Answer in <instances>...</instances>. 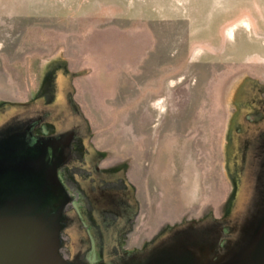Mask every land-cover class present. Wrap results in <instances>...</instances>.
<instances>
[{
  "label": "rangeland",
  "instance_id": "rangeland-1",
  "mask_svg": "<svg viewBox=\"0 0 264 264\" xmlns=\"http://www.w3.org/2000/svg\"><path fill=\"white\" fill-rule=\"evenodd\" d=\"M0 29L4 31L0 30V100L7 104L0 120L13 113L15 106L27 103L38 111L44 98L52 106L51 117L61 120L58 129L68 131L79 121L78 134L86 137L85 158L77 160L70 176L64 178L66 214L78 226L70 237L71 232L59 234L60 245L65 242L77 250L82 264H120L138 257L140 244H149L148 239L159 229L162 235L152 243L162 250L213 227L218 232L217 251L228 249L237 240L246 223L242 219L245 209L239 190L232 189L234 174L228 166L230 160L222 155V143L233 130H227V122L254 118L252 110L233 111L220 95L229 73L264 74V0H0ZM130 58L139 63L138 75L148 73L144 80L123 73ZM98 59L112 69L110 78L101 75L100 79L93 72L92 64ZM207 66H214L212 72L218 73L208 86ZM161 77L165 88L166 82L171 85L172 96L162 97L166 92L153 90ZM259 83L264 91V78ZM146 88L152 89L147 95ZM59 100L64 107L56 106ZM142 101L150 112L142 118L148 123V143L139 139L138 124L125 121L127 112H132V122L139 120L133 109ZM172 118L179 119L178 135L167 129L157 140L161 124L149 126L156 119ZM189 121L193 122L188 126ZM55 133L47 135L44 147L55 140ZM146 144L147 189L138 195L135 191L119 194L137 217L122 229V248L116 251L109 246L110 253L101 252L106 245L102 234L106 225L97 216L115 215L118 223L123 220L118 206L101 203L95 206L99 212L93 209L90 216L83 195L92 200L108 192L102 190L109 188L102 183L113 182L109 176H93L92 172H110L111 158L125 155L123 160L130 161L125 147L133 148L132 154L144 153ZM159 146H163L164 156L156 164ZM10 147L0 145V164L30 167L43 158L42 149L34 160L11 155L1 159L4 151L12 152ZM119 174L129 181L125 171ZM162 181L167 189L162 188ZM65 219L63 215L62 229ZM117 224L109 234L117 232Z\"/></svg>",
  "mask_w": 264,
  "mask_h": 264
},
{
  "label": "flooded vegetation",
  "instance_id": "flooded-vegetation-1",
  "mask_svg": "<svg viewBox=\"0 0 264 264\" xmlns=\"http://www.w3.org/2000/svg\"><path fill=\"white\" fill-rule=\"evenodd\" d=\"M0 30L3 31L2 29ZM205 70H207V74H205L207 76L206 85L208 86L212 82L211 77L217 76L218 73L212 72L213 70H216L214 66H207L205 67ZM147 74L148 73L146 72H141L138 75L140 76L139 80H144V77H146ZM227 75H229V78H231V80H229L228 78L223 84L225 90L224 93L222 92L223 95H220L222 97V101L226 106L227 103H230V107L232 108V110L236 111L237 113H242L244 112V110H252L254 118L252 120H246L243 117L242 119L236 120L234 122H227V130L230 128H232L233 130L230 131V133L227 132L226 137L224 138L222 143L224 150V153L222 155L224 158H226V160H230L228 161V166L234 174L233 180L235 184H233L234 186H232V189H234V187L238 189L240 192V199L243 198L242 209H245V212L242 219L244 223H247L252 215H254L256 212L260 214L259 212H262V209H264V95H262L264 91L261 90L262 83H259L260 79L264 78V74H249L242 71H236L235 73L232 72ZM173 77L175 78L176 76ZM175 79L177 80L178 77H176ZM0 82V87L2 88V78H0ZM192 84L193 82L191 83V85ZM0 91H2V89ZM41 100L42 106L41 108L39 107L38 111H36L34 106H30V104L27 103L23 106H19L21 107V109L15 106V108H13V113L8 114L0 120V145L7 144L9 146H12L8 148L9 150L12 149V152L8 154L9 151H4L1 159L6 157L8 158V155H11L12 157L16 158L34 160L40 157L39 154H42L41 151L43 149V157L48 156L53 157L55 160H58L56 175L61 186L63 187L65 192L68 193L67 183L65 182L64 178L65 176L66 178L70 176L68 172L71 171V167L76 164L77 160L81 161L85 158L86 148L84 140L86 139V137H84L83 133L78 134L79 121H77L74 128L68 131L63 132L62 129H58L62 127V124H60L61 120H58V117L57 119H55L54 117L52 118L51 116L53 110L50 109L52 108V106H50L51 104H46L44 98H41ZM6 105L7 104L5 102H2L0 100V114L4 112V110L6 109ZM56 106H58V108L64 107L63 100H59ZM146 106L147 105L145 104V102L142 101L141 104L134 107L133 112H136L138 114L139 120L133 122L130 120L132 117V112H127V117H125L127 119L125 120L127 124L135 123L139 125V139H141V142L143 141V143H148V140H151V138L148 137L147 120L142 119L143 113L146 115H150V112H148ZM177 122L179 123V119L177 118H172L163 122H158L156 119L155 123L149 127L152 128L153 126L161 124V126L159 127L160 129H157L158 136L156 137V139L159 140V136L164 132L168 133L169 130H171L173 135H178L179 127ZM192 122L193 121H189L188 126ZM47 129L49 131H47ZM53 132H56L55 135L52 136V139L55 140H52V142L48 144V147H44L46 143L45 139L46 137L48 138L47 135ZM183 132L184 134L190 133L189 131ZM145 140H147V142ZM66 142H68V145L65 148ZM159 142L161 144L162 140H160ZM14 145L15 147H13ZM132 149L133 148L131 147H129L128 149L127 147H125V151L128 150L127 153H129L130 155L128 156L130 161H128L127 163L125 160H123L125 159V155L124 157L122 156V159L118 157L117 159L111 158L109 160L111 166L110 172H98L97 170L92 172L93 176H98V174L100 175L101 173L102 175L109 176L111 179L113 178L111 180L113 182L108 185H106L107 183H102V186L105 185L109 187L102 189L108 191L107 193L104 192L102 194H99V196L97 195L92 200L87 195H83L87 205L89 206L90 216L93 212V209L96 208L95 206H98L99 203L111 207L113 206L115 209L118 206L120 214L122 216L123 221H120V223L117 222L119 219L115 215L105 216L104 214H102L97 216L98 221H100V223H102L103 225H106L104 228L105 232L102 234L104 236L103 241L107 246L105 245L103 248H101V252L110 253L112 250L109 246H114V249L116 251L122 248L121 239L122 236L125 235V232L122 231V229L127 225H129L128 227H130L131 223L137 217L136 213L131 214L129 212V208L127 205L128 202L123 201L119 194L128 191H135L137 193L136 195H138V193L141 194L143 193L144 189H147V171L145 168L146 163L143 162V160H145V158L147 157V144L144 148V153L134 152V154H132ZM127 153H125L126 156ZM163 156V146H159L154 158L156 164V160H163ZM65 157H68L67 161L64 160ZM98 157L99 155H96L94 161H97ZM89 162L90 160L88 161V163ZM79 169L81 170L82 167ZM121 171H125L127 173L129 181H125L123 178H119V173ZM85 173L87 174L86 171ZM162 182V188L167 189V183H165L164 181ZM76 183V188L82 194L83 191L80 188L79 183L77 181ZM115 200L116 204L111 203V201ZM225 203V207H227L228 202ZM67 207L68 203L65 205L62 212L63 215L67 217V219H65V221H67V224L65 223V226L60 231V234L71 232L68 233V237H70V234H72V231L76 230L78 224L74 218L67 216ZM95 210L98 211V209ZM115 224L118 225V227L115 229L117 232L109 234V229ZM245 224H243V226ZM126 231L128 233L130 232V230ZM162 231L163 230L159 229L155 234H152L150 236L148 240L151 242V244L150 242L149 244H140V253L138 257L132 260L122 261L120 262V264H158V256L163 250L157 249V244L152 242L159 240V237L162 235ZM143 245L144 247L141 249ZM59 251L68 263L82 264V262L80 261L79 252L74 249L71 250L69 244L62 242Z\"/></svg>",
  "mask_w": 264,
  "mask_h": 264
},
{
  "label": "water",
  "instance_id": "water-1",
  "mask_svg": "<svg viewBox=\"0 0 264 264\" xmlns=\"http://www.w3.org/2000/svg\"><path fill=\"white\" fill-rule=\"evenodd\" d=\"M57 162L46 156L30 167L0 164V264H70L59 254L68 196ZM259 213L228 249L216 250V227L201 229L164 248L158 264H264V211Z\"/></svg>",
  "mask_w": 264,
  "mask_h": 264
},
{
  "label": "crops",
  "instance_id": "crops-1",
  "mask_svg": "<svg viewBox=\"0 0 264 264\" xmlns=\"http://www.w3.org/2000/svg\"><path fill=\"white\" fill-rule=\"evenodd\" d=\"M11 1H13V0H11ZM13 11H14V9H13ZM17 14L20 15L19 13H17ZM11 16H14V14H11ZM95 32H99V29H97V31H95ZM170 57H172V56H170ZM186 63H187V65L190 64L189 54L186 55ZM138 64L139 63L137 61H135L133 63L132 62V59L130 58L129 62H126L124 64V66H123V73L129 75L130 78L136 77L138 75L139 71L141 70L140 67H138ZM106 65H107V63L106 64L104 63V65H102V62L100 61V59H98V61H97L96 64H94V63L92 64V66H93L92 67V70H93L94 73L98 74V78L101 79V77H102L101 75H104V77L110 78L109 76L113 73V71H112V69H110V67H106ZM159 79H160L161 84L159 85V83H160L159 82L156 85V87L153 88V90L157 91V90H160L161 89L162 91L166 92V93H164L162 95V97L172 96L171 93H170V91H169L170 90V87H171V85L169 84V82H166V88H165V85H164L165 84V82H164L165 80H164V78L161 77ZM168 80H170V79H168ZM140 90H142V89H140ZM149 90H152V89H147L146 88L143 91H145L146 92V95H147Z\"/></svg>",
  "mask_w": 264,
  "mask_h": 264
}]
</instances>
